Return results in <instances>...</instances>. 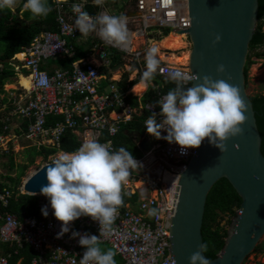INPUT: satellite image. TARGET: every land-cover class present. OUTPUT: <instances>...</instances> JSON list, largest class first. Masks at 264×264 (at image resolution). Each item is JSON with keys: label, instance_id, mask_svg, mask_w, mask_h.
<instances>
[{"label": "built area", "instance_id": "built-area-1", "mask_svg": "<svg viewBox=\"0 0 264 264\" xmlns=\"http://www.w3.org/2000/svg\"><path fill=\"white\" fill-rule=\"evenodd\" d=\"M135 3L137 16L132 23L139 21L141 28L137 34L140 37L152 34V29L158 30L159 34L168 30L175 35L191 27L187 1L135 0ZM72 6L57 4L60 33L43 34L30 47L23 49V57L14 58L17 70L29 72L32 85L31 89L23 92L24 100H15L13 112L4 119V130L10 131L12 117L18 116L28 123V135L32 139L44 138L58 147L67 131L83 129L90 138L100 143L110 141V148L115 150L112 139L137 115L143 112L152 115L155 112L157 122L160 121L158 104L166 94L159 93L156 104L133 107L126 102L125 95L110 76L87 58L77 60L71 70L50 71L46 67L50 59L74 51V47L68 46L63 39L75 38L79 34L74 29L77 14ZM115 48L125 56L133 54L130 41L126 48ZM140 55L135 54L137 58ZM95 56L104 66L109 63V56L102 47L95 50ZM160 66L166 70L178 67L168 63ZM179 68L188 75L192 74L188 66ZM39 72L47 74L48 87L34 86ZM156 75L167 79V72L158 71ZM102 81L106 82L104 88ZM191 86L189 83L187 87ZM112 114L115 117H111ZM50 117L60 120L49 127ZM165 135L163 130L160 139L148 135L152 142L150 150L140 157H133L141 168L132 170L128 182L122 187L125 206L119 209L116 232L110 236H100L98 223L81 216L71 222L68 232L61 235V224L54 218L48 199L42 196L38 217L20 220L14 215L0 212V264H11L10 256L3 255V245L23 248L26 244L37 253V258L31 264H79L85 249L79 245V236H73V233L100 236V244L114 250L122 264H173L168 251V236L171 219L176 212V208H173L175 194L181 176L199 148L189 149L186 155H181L177 145L163 139ZM101 137H104L102 141ZM137 184L141 185L140 188L136 187ZM13 195L7 189L0 191V209L9 207ZM44 208H47V216L42 214ZM149 209H157L158 216H149Z\"/></svg>", "mask_w": 264, "mask_h": 264}, {"label": "clouds", "instance_id": "clouds-1", "mask_svg": "<svg viewBox=\"0 0 264 264\" xmlns=\"http://www.w3.org/2000/svg\"><path fill=\"white\" fill-rule=\"evenodd\" d=\"M54 1L56 7L58 3H65L66 6L73 5V10L77 14L74 29L78 30L79 34L75 38H63L68 46L74 47L73 52L56 59H50L47 64L56 62L61 58L75 57L78 47L77 40L81 37L90 36L93 32L103 44L107 43L106 46H113L114 48H126L129 41L132 43L131 35L141 38L137 33L130 31L127 26V23H132V20L137 16L136 3L135 11L131 12L135 17L129 19L125 15L109 14L93 17L80 5L71 3L70 0ZM105 2L106 0H93V4L98 7H103ZM16 4L17 0H0V11H12ZM23 8L30 12L33 20L46 18L52 11L48 0H26ZM45 33L49 32L43 34ZM160 33L162 34V31ZM169 33L170 31H168V35ZM43 34H40L36 39ZM220 40L221 36L216 35L212 45L215 46ZM102 48L106 52L105 47ZM21 53L16 54L15 57H20ZM158 53L159 49L155 46L147 49L144 57L145 70L141 74L140 83L147 89L152 86L157 72L160 71L167 72L168 82L174 87L168 90L158 104L160 121L157 122V113L155 112L146 119L147 134L155 139H160L162 130L165 131L166 135L163 139L169 144L177 145L181 155H186L189 149H198L205 139L223 154L226 151V141L242 135V126L247 120L245 115L247 106L241 97L239 87L228 82L231 77H228L227 80H213L208 75L203 77L188 75L179 67L170 70L163 69L160 66ZM15 57L11 63L15 68L16 75L11 79H17L18 83L22 77L30 79L27 70H17ZM79 59L81 57L77 60ZM77 60L73 61L70 67H65L62 70H71ZM0 68H3V64H0ZM53 70L55 68L50 71ZM21 71L28 73V76H25ZM224 72L225 66L223 64L218 65L216 68L217 75ZM36 76L34 86L48 87L49 81L46 73L39 72ZM197 80L199 83L195 86L187 87L189 83L192 85ZM20 86L24 95L23 92L29 89L21 84ZM4 99L8 100L9 108L13 112L15 100L21 99V96L17 99H9V96L5 94L0 97V105L1 100L4 101ZM11 113L6 114V117ZM52 118L56 119V122L60 120L58 117ZM75 131L71 132L74 133ZM110 143V141L100 143L96 139L90 138L83 141L78 150L71 153L62 151L52 162L48 161L51 164L46 166L45 178L47 183L41 186L39 198L44 196L48 199L54 218L61 224V235L68 232L71 222L81 216L89 217L98 223L100 236H110L117 231L115 222L119 216V209L125 206L122 187L128 182L132 170H139L141 165L125 147L113 150L110 148ZM60 144L58 147L51 144L46 147L59 150ZM233 147L237 148L238 145H233ZM44 163L46 164V162ZM253 179L259 181L260 177H253ZM22 191L24 192L23 187L20 192L27 195ZM42 214L47 216V208L42 209ZM148 215L157 217L158 210L149 209ZM73 236H79V245L85 249L79 264H116L115 251L112 249L103 250L99 246L100 236L98 238L95 235H80L79 233H73ZM208 248L209 244L203 241L198 246L197 251L189 257V264H210V260L205 255ZM173 264H175L174 261Z\"/></svg>", "mask_w": 264, "mask_h": 264}, {"label": "water", "instance_id": "water-1", "mask_svg": "<svg viewBox=\"0 0 264 264\" xmlns=\"http://www.w3.org/2000/svg\"><path fill=\"white\" fill-rule=\"evenodd\" d=\"M187 1L191 27L185 35L191 43L189 63L192 75H208L213 80L231 77L228 81L239 87L247 106L243 134L226 141L221 154L207 139L191 159L187 171L181 176L173 208L175 216L169 228V256L175 264H189V257L203 242V222L207 200L222 180H227L241 198L240 213L232 220L224 249L210 264H244L256 253L264 238V156L262 138L258 129L253 103L247 94L245 66L250 43L258 24L259 0H177ZM216 35L221 40L215 46ZM225 72L217 75L218 65ZM199 83L194 81L192 86ZM136 135L141 147L148 151L149 140ZM233 145H238L234 148ZM39 167L24 183V192L39 197L40 188L47 183L46 166ZM253 177H260L259 181ZM34 193V194H32ZM1 208V204H0Z\"/></svg>", "mask_w": 264, "mask_h": 264}, {"label": "trees", "instance_id": "trees-1", "mask_svg": "<svg viewBox=\"0 0 264 264\" xmlns=\"http://www.w3.org/2000/svg\"><path fill=\"white\" fill-rule=\"evenodd\" d=\"M75 0H70L73 2ZM16 9L15 12L11 10L0 11V64H3V68L0 70V97L7 94L5 90L6 83L12 78L15 77L16 71L12 66V59L16 54L21 53L23 48L29 47L32 45L34 40L46 31H55L57 28V11L56 3L54 0H48L52 11L46 18H40L33 20L29 11L24 12L23 4ZM86 10L90 11L91 15H94V8L90 5H87ZM95 11V10H94ZM45 28V29H44ZM264 0H259V15H258V24L255 31L253 40L250 43L249 54L245 66V80L246 88L248 87V71L253 63V57H264L263 52H256L260 47H264ZM163 37L168 35V31L162 32ZM167 38V37H166ZM164 38V39H166ZM163 39V40H164ZM162 40V41H163ZM80 47H77V55L73 58H61L56 62L61 64L63 67H70L72 62L81 57ZM139 81H128V77L124 78L119 82L120 90L126 94V101L131 104L133 107L138 108L140 104L145 105L147 103L156 104L159 93L167 94L168 90L174 85L168 82V79L162 78L159 75H156L155 80L153 81L152 86L144 94V96L139 99L138 97L133 96L131 93H128L130 89L133 88ZM253 103V108L255 112V117L258 125L259 132L262 138V153L264 156V94H258L254 97H250ZM7 99H4L3 102H7ZM150 116V114L143 112L141 115H137L135 119L122 127V130L114 139L116 148L125 147L131 153L133 157L140 156L139 152L134 150L135 147L132 143V138L128 137L130 131L139 132L145 134L144 122ZM6 117V116H5ZM4 117V118H5ZM4 118L0 117V133L5 132L6 134L9 131L4 130ZM49 126H53L56 122L52 117L48 118ZM25 132L28 134V123L24 124ZM104 137H101V141ZM132 143V144H131ZM80 147L77 137L71 132L68 131L64 138L61 141L60 149L48 148L45 146H40L35 148L38 156L44 158L46 164L49 161V157L55 155L59 151L71 153ZM9 157V171L13 172L18 168L21 169V174L16 175L15 178L8 176L5 178L6 184L0 185V190L9 189L14 195L10 201L9 207L0 209L1 214H10L17 217V219L23 220L25 218H34L40 215V203L41 198L32 197L28 195H23L20 192V189L23 187V179L27 177L29 171V164L17 165L14 161L13 155H6ZM34 157L32 153V158ZM31 162L32 165L34 162ZM35 161V159H34ZM135 198H133L134 200ZM242 200L227 182V180H222L212 191L209 200H207L204 222H203V241L209 244L208 251L205 255L210 261H214L218 258L222 250L224 249L227 241L228 230L225 226L222 225V222L226 217L229 218V223L238 215V212L241 210ZM264 249V242L259 244L256 248V252L262 251ZM9 252L8 248L4 249ZM34 250L30 246H27L22 252V256L33 257ZM15 262L12 261L11 264Z\"/></svg>", "mask_w": 264, "mask_h": 264}, {"label": "crops", "instance_id": "crops-1", "mask_svg": "<svg viewBox=\"0 0 264 264\" xmlns=\"http://www.w3.org/2000/svg\"><path fill=\"white\" fill-rule=\"evenodd\" d=\"M81 1L82 0H75V1H73L71 3H75V4L80 5L81 8L83 10H85V11H87L86 10L87 5L92 6L94 8V10H95V11L93 10V12L95 13L94 15H92L93 17L99 16V15H102V14H107V13L110 14V15H112V14H114V15H125L129 19H131L132 17H135L134 15L131 14V12L135 11V2H134V0H130L131 2H130L129 5L128 4H123L121 2V4H123L121 6V8L118 10V12L112 13V14L107 11V9L105 8V4L103 5V7H98V6H95L93 4V0H88L87 2L85 0H83V2H81ZM23 2H24V0H17L18 6H21ZM15 9H16V7H15ZM15 9L12 10V11L15 12ZM25 11L26 10L24 9V12ZM125 11L128 12V13L125 14ZM87 12L90 14V11L89 10ZM56 25H57V28H56L55 31L53 30V31H46V32L58 33L59 32L58 21H56ZM43 31L44 30H42V32H41L42 34L44 33ZM93 33L90 34V36L79 38L77 40V42H76L77 43V46L80 47V49H81L80 50L81 58H88V60H91V61L95 62L97 64V66H100V69L103 72L107 73L110 76V79L112 81H114L118 85L119 89L121 88L119 86V82L121 80H123L124 78H126V77H128V81L129 82H131V81H139L135 86H133L132 89H130V91L128 93H131L133 96L138 97L139 99H141L144 96V94L148 91V89L150 87H148L147 89L145 88L144 89V92L142 94H140V95H137L133 91V89L136 86H138L139 84H141L140 83V79H141L140 73L142 72V69L145 70V59H144V57H145V54H146V50L148 48H145V49L143 48L142 49V46L144 47L146 45H142L141 46V43H140L142 41V39H144V37L139 38V42L137 41V43H136V47H135L136 49H134V43H133V47H132L133 54H131L129 56H125V54L123 52L118 51L116 48L109 47V46H106V44H103V42L100 41V39L96 35V33L95 32H93ZM152 34L153 35H156V34H154V32H152ZM159 35H160V38L163 37V35L161 33ZM164 38H166V37H163L162 40ZM98 46L105 47V50L106 51H107V48H114V49H116L117 50V55L120 56V59H117L114 63H111V61H112L111 59H114V57H112V56H115V55L109 56L108 57L109 63L107 64V66H104V63H101V61H99L96 58V56H95V51L94 50H96V47H98ZM136 53H140L141 54L139 58H137L135 56ZM158 59H159V57H158ZM164 63H166V62L160 60V64H164ZM46 67L49 70H52L54 68L55 69H64L65 68V67L61 66V64H58V62L49 63V64H47ZM24 78H26V77H24ZM26 79L29 81L28 78H26ZM16 81H18V80L15 79V82ZM20 83H21V81H20ZM20 83H18L17 85H20ZM101 86H102V88H104L106 86V82L105 81L104 82L102 81L101 82ZM8 93L9 92L7 91V96H9V99H12V98H16L17 99V98H20V96H21L22 100L25 99L24 95L22 94L21 86L18 87V89L15 92H11L9 94ZM122 93L125 95V99H126V94L124 92H122ZM157 101H158V98H157ZM6 103L7 102H3V100H1V105H0V117L1 118H4L6 116V114H9V113L12 112L10 110V108H9L10 107V104H8V103L6 104ZM129 105H131V104H129ZM141 105L142 104H140V106ZM111 117H115V115L112 114ZM28 129H29V126H28ZM10 131H11V133H12V131H14V133L18 137L25 136L24 135V132H25L24 120L21 119L20 117H16V116L15 117H12V125H11V130ZM130 132L136 133L134 131H130ZM11 133H7L6 134L5 132H3L2 134L3 135H9ZM137 133H139V132H137ZM73 134L77 137L80 146L83 144V141H85L87 139H90L89 133L83 132V130L75 131ZM141 135H142L143 140L144 139H147V140L150 141V143H152L151 140L148 138V134H147V131L146 130H145V134H141ZM128 137L129 138H132L133 146L136 149L134 151L139 152L140 153V156H142L143 153L145 152V150H143L142 147H141V140H139V138L136 135H132L130 137L129 134H128ZM114 139H112V142H114ZM34 140L41 141V144H39L40 146L45 145V147H46V146L50 145V142H48V140H46L44 138H39V139H34ZM123 146L126 147L127 145H124L123 144ZM114 147H115V150H116L117 148L115 146V143H114ZM59 152H62V151H59ZM140 156H136V157H140ZM27 246H30V245L26 244L23 248L16 247V246H11V245H8V246L3 245L1 247V249H5V248H8L9 249V252L4 250L5 253H3V255H5L7 257L10 256L11 262L14 261L15 262L14 264H31L33 262V260L37 258V253H33V257H31V258H29V257L27 258L25 256H22V252H23V250H25V248ZM114 259H115L116 264H122V260L117 255H115Z\"/></svg>", "mask_w": 264, "mask_h": 264}, {"label": "rangeland", "instance_id": "rangeland-1", "mask_svg": "<svg viewBox=\"0 0 264 264\" xmlns=\"http://www.w3.org/2000/svg\"><path fill=\"white\" fill-rule=\"evenodd\" d=\"M85 1L87 2L88 0H85ZM81 2H83V0ZM121 2L123 4L129 5L131 1L130 0H106L105 8L111 14L116 13L123 5L121 4ZM18 7L20 6H18L17 4L16 9ZM126 13L128 12L125 11V14ZM127 26H128V29L134 33H137L141 28L139 21L136 23L128 22ZM152 32H154V34L156 35H153L150 33L145 34L144 36L145 38L142 39V41L140 42L141 46L146 45L144 47L142 46V49L155 46L159 49L158 57L160 60L171 64V66L187 67V64L189 63V59H190V52L192 49V46L189 40L185 39L184 41L186 45H184L182 48L176 51L160 49L159 43L162 41L163 37L160 38L158 30L156 29H152ZM263 32H264V29H263ZM263 51H264V47H260L256 50V52H263ZM106 53L108 56L115 55V56H112L114 57V59H111L112 60L111 63H114L117 59H120V56L117 55V50L114 48H107ZM175 56L181 57L183 59L185 58V59L182 62L181 61L178 62L177 60L173 59V57ZM187 56H189V58H187ZM252 61L253 63L251 64L249 71H248V81L249 82H248V87H247V94L249 97H254L258 94H264V57H259V58L253 57ZM21 73H23L25 76H28V73L24 71H21ZM17 84H18V81L15 82L14 79H10L4 88L9 93L15 92L18 89V87H20V85H17ZM142 93H138V94L136 93V94L140 95ZM9 133H11V131ZM24 135L25 136L23 137H18L16 136L14 131H12V133L9 135H3V134L0 135V185L6 184V180H5L6 177L11 176L15 178L17 174L20 175L22 172L21 169L18 167L15 171L10 172L9 171L10 169L9 168V157L3 154H6L8 156L13 155L14 161L16 162L17 165L24 166V165L29 164L28 165L29 171H28L27 177L23 179V182H25L39 167L45 166L44 158L41 156H38L36 154L37 151L35 150V148L40 147L39 144H41V141L32 139L31 137H29L28 134H24ZM32 153L34 155L33 158H32ZM59 153L50 156L49 162H52L54 159H56ZM31 158H32V161L34 162L33 165L31 162ZM140 186L141 185L139 184L138 188H140ZM239 213L240 212H238V214ZM228 221H229V218L226 217L225 220L222 222V225L225 226L227 230H229V228L231 227V223H229ZM263 242H264V238L262 239L260 244ZM99 246L103 250L111 249L109 246L105 244H100ZM244 264H264V249L262 251L253 253V255H251Z\"/></svg>", "mask_w": 264, "mask_h": 264}, {"label": "bare ground", "instance_id": "bare-ground-1", "mask_svg": "<svg viewBox=\"0 0 264 264\" xmlns=\"http://www.w3.org/2000/svg\"><path fill=\"white\" fill-rule=\"evenodd\" d=\"M59 1L60 2H64L66 0H59ZM185 39H186V36L185 35H177V34L174 35V34H170V35L167 36L166 39H164L162 42L159 43L160 49H165V50H170V51L179 50L184 45H186V43L184 41ZM137 41L139 42V38H136L135 35H131V42L134 43V49H136L135 47H136ZM20 57H23V56L20 55ZM187 58H189V56H187ZM173 59L177 60L178 62H180V61L182 62L185 58L183 59L181 57L175 56V57H173ZM20 81H21L20 84L22 86L26 87L27 89H30L31 88V85L32 84L30 83L31 82L30 79H29V81H30L29 82L26 78L22 77ZM144 89L145 88L141 84H139L138 86H136L133 89V91L138 94V93L144 92ZM136 187L138 188L139 187V184H137Z\"/></svg>", "mask_w": 264, "mask_h": 264}]
</instances>
